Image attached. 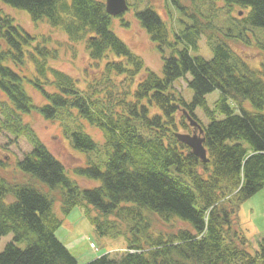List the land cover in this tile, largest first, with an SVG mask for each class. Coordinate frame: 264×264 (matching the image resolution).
<instances>
[{"label": "trees", "instance_id": "trees-1", "mask_svg": "<svg viewBox=\"0 0 264 264\" xmlns=\"http://www.w3.org/2000/svg\"><path fill=\"white\" fill-rule=\"evenodd\" d=\"M0 1L26 11L33 22L61 28L71 42H85L91 67L102 66L99 79L81 88L78 80L48 65L52 51L46 38L38 42L0 10V39L6 46L0 51V92L6 98L0 102V129L15 139L25 137L32 148L17 162L27 182L0 176V238L13 234V242L0 252V264H78L55 236L62 224L53 208L56 200L62 215L84 208L97 234L125 241L118 257L106 254L87 264H264V239L252 248L238 223L243 202L264 190V114L259 112L264 81L262 72L250 68L226 42H212L208 32L221 29L198 7L219 0H192L193 12L181 0H168L190 20L178 17L183 27L177 30L149 6L135 11L161 53V75L145 67L111 30L114 17L106 13V0ZM222 1L228 14L234 7L244 13L230 20L264 28V0ZM203 36L212 51L209 60L193 56ZM28 60L31 79L15 69ZM180 79L192 91L189 101L173 91ZM26 85L46 103L36 106ZM215 90L220 93L211 108L206 96ZM33 111L47 120L81 119L103 134L101 146L79 124L70 131L63 124L71 146L87 155L75 175L98 186L81 187L69 177L24 123ZM186 116L204 130L207 163L176 138L178 132L192 131ZM154 215L188 227L153 234ZM21 241L24 249L15 244Z\"/></svg>", "mask_w": 264, "mask_h": 264}, {"label": "rangeland", "instance_id": "rangeland-1", "mask_svg": "<svg viewBox=\"0 0 264 264\" xmlns=\"http://www.w3.org/2000/svg\"><path fill=\"white\" fill-rule=\"evenodd\" d=\"M181 2L184 6L190 8V12L194 11V3L192 0H181ZM128 3L130 5L129 11L122 18L129 24L122 26L120 17L113 18L111 30L119 39L127 44L132 53L143 60L145 67L161 75V53L146 30L140 25L135 16V11H142L145 7L149 6L167 23L170 29L173 27L175 30L178 27H183V24L177 23L178 17L186 22H190V20L183 16L179 10H176L168 0H128ZM205 4L199 5V11L207 18L212 16L213 23L221 29L219 32L215 30L208 32V34H212V42H226L250 68L262 72L261 77L264 81V28L242 26L230 20L229 17L240 19L244 13L242 10L234 7L230 11V14H228L227 8H224L222 0H219L215 6ZM0 10L11 16L15 24L20 26L24 31L33 36H37L38 42L44 43L43 38L47 39L45 45L52 51L51 54L55 55L54 57L50 54L48 57V65L50 67L62 71L78 80L81 88H85L89 81L99 79V71H101L102 66L99 70L91 67V60L89 59L85 42H71L61 28H53L44 21L33 22L26 11L13 8L1 1ZM240 12L241 15H238ZM203 15L200 18L203 22H206L208 19ZM171 18L173 21H171ZM229 29L231 31H228ZM226 35L232 37H227ZM4 49H6V46L0 39V51ZM198 49L197 52L193 53V56L199 55L207 60L211 59L212 51L207 45V39L204 36L199 41ZM15 69L19 70L22 76L30 79L34 73L33 63L29 60L27 64L17 66ZM119 80H121V77H119ZM46 89L53 91L48 87ZM25 90L32 97L36 106H41L46 103L43 95L30 85H26ZM173 91L175 93L179 92L187 101L191 100L192 91L187 88L184 79H180L173 84ZM219 93L218 90H215L206 96L207 103L211 108L218 98ZM5 100L4 94L0 92V102ZM251 110L253 111V109ZM259 112L264 114V109ZM196 116L201 123L204 125L207 124L208 121L201 109L196 110ZM23 121L25 124L30 125L37 138L63 164L72 180H75L81 187L90 188L99 185L98 181H88L75 175L74 169L85 166L87 155L84 152L75 150L71 146L68 136L69 132H65V127L68 126L66 128L70 131L76 124H79L84 132L102 146L104 142L103 134L98 129L81 119L74 121L65 118L62 122L59 120H47L36 111L25 115ZM63 124L66 126L63 127ZM178 133L191 134L192 131L189 133L182 131ZM31 150V145L25 137L15 139L7 130L1 128L0 176L12 182H27L29 178L19 170L17 162L22 160ZM11 199L12 197H9L7 200L10 201ZM53 208L57 216L62 219V224L55 232V236L69 250L78 264H87L106 254L110 258H115L124 251L126 244L122 237L114 239L102 237L96 233L86 217L84 208L74 207L65 216L60 212V203L58 200L55 201ZM151 218V232L156 235L158 233H174L181 228L188 227L186 223L177 219L164 222L155 215L151 216ZM238 223L244 235L251 243L252 248H256L260 241L264 239V190L243 202L238 213ZM10 242H13V234L10 233L2 236L0 238V252ZM15 244L20 249L26 247L25 241Z\"/></svg>", "mask_w": 264, "mask_h": 264}, {"label": "water", "instance_id": "water-1", "mask_svg": "<svg viewBox=\"0 0 264 264\" xmlns=\"http://www.w3.org/2000/svg\"><path fill=\"white\" fill-rule=\"evenodd\" d=\"M129 7L127 0H106L105 10L111 17L122 16L128 11ZM241 15V12L239 13ZM190 126L193 128L191 134H176V138L181 143L185 144L191 153L197 157L202 163L209 161L207 151L204 147V130L200 124L190 116H186Z\"/></svg>", "mask_w": 264, "mask_h": 264}]
</instances>
